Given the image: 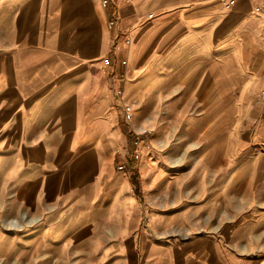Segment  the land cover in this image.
<instances>
[{
	"label": "crops",
	"instance_id": "crops-1",
	"mask_svg": "<svg viewBox=\"0 0 264 264\" xmlns=\"http://www.w3.org/2000/svg\"><path fill=\"white\" fill-rule=\"evenodd\" d=\"M255 2L113 0L105 8L100 0H0V205L7 187L15 211L22 204L33 216L59 212L75 199L83 211L99 202L105 220L126 214L117 198L127 194L131 202L133 193L142 200V182L137 169L122 179L117 150L130 143L132 129L161 121L163 109L195 107L202 116L180 141L203 142L197 170L231 174L221 189L249 190L242 207L257 208L243 213L232 237L239 252L264 253V191L257 195L264 190V95L256 94L262 79L255 77L264 17L254 12ZM120 32L130 42L112 52L114 68L106 71L102 58ZM244 59L256 66L248 80ZM195 63L198 69L190 68ZM186 77L194 80L179 96ZM243 82L245 100L237 101L231 94ZM126 107L132 118L123 123ZM248 109L244 122L239 115ZM141 167L146 185L157 186V164ZM130 205L135 221L141 207Z\"/></svg>",
	"mask_w": 264,
	"mask_h": 264
},
{
	"label": "rangeland",
	"instance_id": "rangeland-1",
	"mask_svg": "<svg viewBox=\"0 0 264 264\" xmlns=\"http://www.w3.org/2000/svg\"><path fill=\"white\" fill-rule=\"evenodd\" d=\"M262 37L261 34V40ZM125 40L122 32L114 38L110 53L102 58L106 71L114 68L112 52ZM260 48L262 56L257 76L255 62L244 59L240 63L244 66L246 80L252 75L262 79L256 94L264 95V47ZM120 62L123 64L124 60ZM198 66L195 63L190 68L198 69ZM181 80L184 86L179 96L185 94L194 77ZM240 87H244V82L231 94L237 101L245 100V90L241 97ZM203 111L195 107L163 109L161 121L148 126L152 133L145 137V143L141 142L139 159L129 157L130 143L117 150L120 155L117 169L123 172L122 179L137 169L142 182V200L131 193L141 207L135 221H130L129 217L130 204L135 200L130 202L127 194L118 197L116 202L120 208L126 206L127 213H112L109 220L103 219L105 211H97L99 202H93L90 210L83 211L85 205H76V199L59 212L33 216L22 204L18 205L19 211H15V205L9 203L13 191L5 187L3 194L8 198L0 205V264H210L211 261L214 264L220 261L264 264V253L243 254L236 249V238L232 237V227L241 222L243 213L257 208V204L242 207V197L249 190L221 189L219 183L226 177L230 182L231 174H206L197 170L201 158L196 156L203 142L180 141V133L202 116ZM250 111L242 110L239 119L244 118L246 122ZM159 124L164 125V131H159ZM260 147L264 148V142ZM122 162L127 164V169L118 168ZM145 163L157 164V171L161 172L157 186L146 185L150 179L141 172ZM263 191L257 192L258 197H262ZM110 200L105 198L106 202ZM129 224H133L132 230L127 231L130 235L125 233ZM111 230L115 233L113 236L107 234Z\"/></svg>",
	"mask_w": 264,
	"mask_h": 264
},
{
	"label": "built area",
	"instance_id": "built-area-1",
	"mask_svg": "<svg viewBox=\"0 0 264 264\" xmlns=\"http://www.w3.org/2000/svg\"><path fill=\"white\" fill-rule=\"evenodd\" d=\"M101 4L103 7L108 8L111 5V2L113 0H100ZM223 4H225L226 6H233L236 4L237 0H221ZM254 12L256 14H258L259 16L264 17V0H256V2L254 3ZM118 21V14L117 12H113V14L111 15L110 19H109V26L112 27L114 26ZM126 43L130 42V38L127 37L126 38ZM109 59H106V62H108ZM123 90L121 88H119L117 90V96L120 98L122 96ZM125 121H129L132 118V112L131 110L126 107L125 108ZM152 133V129L148 128V127H143L140 128L138 130H131V140H130V152H129V157L131 158V160H137L140 157V149L139 146L141 144V142L145 143V137L148 136L149 134ZM144 145V144H143ZM129 167L132 168V164ZM119 169H127V164L122 162L118 165ZM135 170V169H134ZM133 170V171H134Z\"/></svg>",
	"mask_w": 264,
	"mask_h": 264
},
{
	"label": "trees",
	"instance_id": "trees-1",
	"mask_svg": "<svg viewBox=\"0 0 264 264\" xmlns=\"http://www.w3.org/2000/svg\"><path fill=\"white\" fill-rule=\"evenodd\" d=\"M138 174H134L133 175V183L135 184V187H136V191L137 193H139V183H138Z\"/></svg>",
	"mask_w": 264,
	"mask_h": 264
},
{
	"label": "bare ground",
	"instance_id": "bare-ground-1",
	"mask_svg": "<svg viewBox=\"0 0 264 264\" xmlns=\"http://www.w3.org/2000/svg\"><path fill=\"white\" fill-rule=\"evenodd\" d=\"M180 161V160H179Z\"/></svg>",
	"mask_w": 264,
	"mask_h": 264
}]
</instances>
